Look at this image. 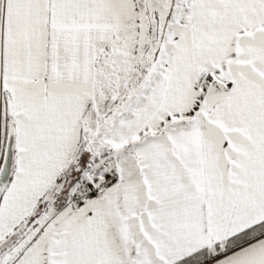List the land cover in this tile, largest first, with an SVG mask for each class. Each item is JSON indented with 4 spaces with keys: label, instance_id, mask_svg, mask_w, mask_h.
I'll return each instance as SVG.
<instances>
[{
    "label": "snow or ice",
    "instance_id": "obj_1",
    "mask_svg": "<svg viewBox=\"0 0 264 264\" xmlns=\"http://www.w3.org/2000/svg\"><path fill=\"white\" fill-rule=\"evenodd\" d=\"M0 264H264V0H0Z\"/></svg>",
    "mask_w": 264,
    "mask_h": 264
}]
</instances>
